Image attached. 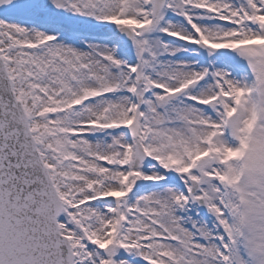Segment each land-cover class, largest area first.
I'll use <instances>...</instances> for the list:
<instances>
[{
    "label": "snow or ice",
    "instance_id": "1",
    "mask_svg": "<svg viewBox=\"0 0 264 264\" xmlns=\"http://www.w3.org/2000/svg\"><path fill=\"white\" fill-rule=\"evenodd\" d=\"M0 264H264V0H0Z\"/></svg>",
    "mask_w": 264,
    "mask_h": 264
}]
</instances>
